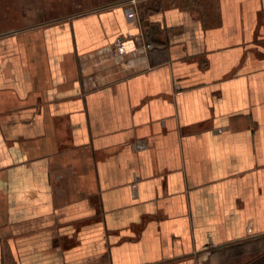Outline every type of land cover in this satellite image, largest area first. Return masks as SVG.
Listing matches in <instances>:
<instances>
[{"label":"crops","instance_id":"obj_1","mask_svg":"<svg viewBox=\"0 0 264 264\" xmlns=\"http://www.w3.org/2000/svg\"><path fill=\"white\" fill-rule=\"evenodd\" d=\"M95 1L0 30V264H234L264 236V0Z\"/></svg>","mask_w":264,"mask_h":264},{"label":"rangeland","instance_id":"obj_2","mask_svg":"<svg viewBox=\"0 0 264 264\" xmlns=\"http://www.w3.org/2000/svg\"><path fill=\"white\" fill-rule=\"evenodd\" d=\"M94 0H0V30L19 28L28 25L29 17L33 22L53 18L60 12L78 11L80 6H89ZM98 5L104 0H96ZM27 13V15H26ZM25 15L27 16L25 20ZM16 20V24L14 21ZM234 264H264V236L252 237L227 255ZM230 264V263H226ZM232 264V263H231Z\"/></svg>","mask_w":264,"mask_h":264},{"label":"built area","instance_id":"obj_3","mask_svg":"<svg viewBox=\"0 0 264 264\" xmlns=\"http://www.w3.org/2000/svg\"><path fill=\"white\" fill-rule=\"evenodd\" d=\"M141 43L136 39V37L132 36L118 38L116 41L115 55L134 53L140 49V44L143 46V48L152 47V44L150 43H146L144 41Z\"/></svg>","mask_w":264,"mask_h":264}]
</instances>
